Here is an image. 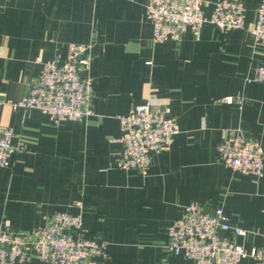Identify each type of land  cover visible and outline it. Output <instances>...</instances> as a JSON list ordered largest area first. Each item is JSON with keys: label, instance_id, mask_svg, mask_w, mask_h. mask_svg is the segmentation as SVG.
I'll use <instances>...</instances> for the list:
<instances>
[{"label": "crops", "instance_id": "1", "mask_svg": "<svg viewBox=\"0 0 264 264\" xmlns=\"http://www.w3.org/2000/svg\"><path fill=\"white\" fill-rule=\"evenodd\" d=\"M217 0H204L209 15ZM242 28L207 24L196 39H153L150 0H0V123L20 133L24 150L0 167V226L32 234L59 212L83 215L88 235L108 243L99 264H195L167 248L169 225L193 200L220 206L248 249L264 244V175L242 174L217 160L232 130L264 152V84L249 80L264 65L252 33L259 0ZM70 42L91 45L94 114L53 121L37 109H14L42 64ZM151 96L154 111L175 120L174 142L144 170L121 168L119 116ZM226 96H243L227 103ZM81 202V206L77 203ZM16 264H45L32 256ZM239 264H253L249 257Z\"/></svg>", "mask_w": 264, "mask_h": 264}, {"label": "built area", "instance_id": "2", "mask_svg": "<svg viewBox=\"0 0 264 264\" xmlns=\"http://www.w3.org/2000/svg\"><path fill=\"white\" fill-rule=\"evenodd\" d=\"M203 5L204 0H150L147 19L153 27L154 41H179L188 31L199 39L207 24L221 32L245 25L247 9L240 0H217L209 15ZM252 33L256 42L264 44V0L258 2ZM90 49V44L70 42L65 54L57 53L49 59L38 57L42 64L39 78L26 95L7 103L14 109H37L56 123L94 114L92 79L83 76L92 63ZM249 80L264 84V65L257 66ZM224 100L242 103L244 97L226 96ZM151 101L148 96L145 103L119 116L121 168L144 170L151 164L153 154L168 148L180 131L174 119L152 109ZM23 150L20 133L0 123V167L9 165L11 157ZM217 160L242 174L256 178L264 175L261 143L247 137L241 128L220 140ZM77 205L81 206V202ZM245 233L243 228L230 225L222 207L209 209L203 202L193 200L169 225L167 248L195 264H239L245 257L253 264H264V244L248 249L235 241L233 235ZM32 256L45 264H99L98 258L109 257V248L105 240L88 235L81 212L59 211L32 234L15 232L7 224L0 226V264H16Z\"/></svg>", "mask_w": 264, "mask_h": 264}]
</instances>
